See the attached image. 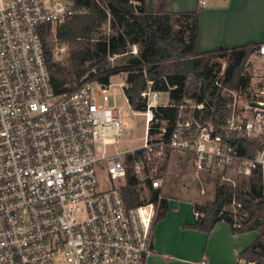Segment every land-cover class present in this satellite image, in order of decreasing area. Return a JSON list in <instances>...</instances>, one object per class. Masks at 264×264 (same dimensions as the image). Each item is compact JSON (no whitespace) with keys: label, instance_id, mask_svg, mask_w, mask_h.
I'll return each instance as SVG.
<instances>
[{"label":"built area","instance_id":"built-area-1","mask_svg":"<svg viewBox=\"0 0 264 264\" xmlns=\"http://www.w3.org/2000/svg\"><path fill=\"white\" fill-rule=\"evenodd\" d=\"M86 13L74 0H0V264H145L155 204L126 208L119 184L127 155L136 179L154 188L147 160L166 150L183 153L196 173L221 172L233 187L225 170L259 171L264 202V147L254 158L236 147L264 139V76L261 90L240 106L233 100L221 122L201 121L204 103L185 99L169 125L154 110L173 102L159 105V92L147 89L145 111L136 112L141 146L111 151L123 123L107 106L109 85L93 79L56 94L45 58L48 34ZM255 52L264 57V43ZM100 175L114 183L103 187Z\"/></svg>","mask_w":264,"mask_h":264},{"label":"trees","instance_id":"trees-1","mask_svg":"<svg viewBox=\"0 0 264 264\" xmlns=\"http://www.w3.org/2000/svg\"><path fill=\"white\" fill-rule=\"evenodd\" d=\"M74 8L87 13L65 20L56 29L57 42L69 47L66 62L55 63L51 49L45 44L50 82L56 94L73 91L82 82L93 79L108 86L111 76L123 72L122 90L127 106L133 112H143L146 104L142 92L150 89L167 93L173 106L157 107L154 118L170 125L177 118V106L185 99L204 103L201 121H223L230 113L232 93L240 92L248 83L244 66L258 44L197 52L199 8L174 14L168 9V0H152L150 8L146 0H74ZM107 13L111 33L105 35L98 29ZM133 46L135 53L131 52ZM113 56L121 57L120 64L104 71L108 58ZM220 60L225 62V67L216 85ZM236 147L242 156L254 158L264 147V139H242ZM124 162L126 175L119 191L126 208L133 209L145 201L141 199L140 183L129 155ZM146 188L148 202L155 204L151 250L153 226L165 216L168 199L149 182ZM232 201L240 205L238 213L229 211ZM193 209L201 214L192 224L193 229L209 233L222 221L229 225L232 234L256 231L257 238L240 257L264 264V202L259 171L240 179L234 187L217 182L213 200L205 206L193 205Z\"/></svg>","mask_w":264,"mask_h":264},{"label":"crops","instance_id":"crops-1","mask_svg":"<svg viewBox=\"0 0 264 264\" xmlns=\"http://www.w3.org/2000/svg\"><path fill=\"white\" fill-rule=\"evenodd\" d=\"M151 1L146 0L148 8ZM198 8L197 52L264 43V0H228L226 4L209 7L206 3L199 6L198 0H168V9L174 14ZM194 211L187 199H168L165 216L153 226L151 251L145 264L241 263L240 253L255 241L258 233L232 234L229 225L222 221L209 233L193 229Z\"/></svg>","mask_w":264,"mask_h":264},{"label":"rangeland","instance_id":"rangeland-1","mask_svg":"<svg viewBox=\"0 0 264 264\" xmlns=\"http://www.w3.org/2000/svg\"><path fill=\"white\" fill-rule=\"evenodd\" d=\"M199 1V0H198ZM228 0H205L206 7L220 6L226 4ZM199 6L200 3H199ZM109 14H106V20L101 21L102 24L99 27V33L110 34L109 29ZM59 26V25H58ZM57 26V27H58ZM46 37V46L51 49L53 54V61L55 63L64 64L66 62L69 47L65 44H61L56 40V29ZM131 52H136V47H131ZM120 56H113L108 58L106 62V69H115L120 64ZM221 70L218 77H222L225 62L220 60ZM244 75L248 78V83L245 88L240 92L232 93L233 100L236 101V105L243 104L249 97L261 90L262 76H264V57L259 56L256 52L252 53L244 66ZM125 73L117 72L109 79L110 85L108 89V102L107 106L115 108L118 111L122 119V133L115 146L111 148V151H124L131 150L141 146L144 135L143 116L136 112H133L125 101V97L122 90L123 79ZM232 100V103H233ZM168 102L167 95L165 93H159L158 104H164ZM231 103V105H232ZM146 170L159 181L158 188L161 196L167 199H187L193 205L205 206L209 204L214 198L215 184L231 183L222 180L221 172H201L196 173L192 165L185 163L183 154L179 152H173L166 150L161 156H152L147 160ZM223 176L235 182V185L244 176L238 173L236 168L225 170ZM100 184L105 187L110 183L107 181L105 175H100ZM112 181L110 184H113ZM123 183V182H122ZM120 183L119 185H121ZM141 199L148 203L149 193L146 188L147 182L139 181ZM152 187V185H151ZM154 188V187H153ZM201 189L204 190L201 193ZM143 203V204H144ZM229 211L232 213H238V209L234 205H230ZM201 215V214H200ZM234 220H237L234 217ZM264 241V239H262ZM253 263L254 261L242 259L241 264Z\"/></svg>","mask_w":264,"mask_h":264},{"label":"water","instance_id":"water-1","mask_svg":"<svg viewBox=\"0 0 264 264\" xmlns=\"http://www.w3.org/2000/svg\"><path fill=\"white\" fill-rule=\"evenodd\" d=\"M250 104L253 105V106H261V105H259L257 103H254V102H251Z\"/></svg>","mask_w":264,"mask_h":264}]
</instances>
